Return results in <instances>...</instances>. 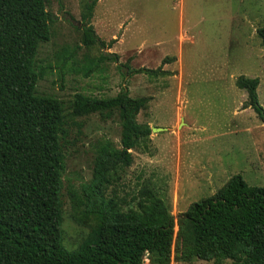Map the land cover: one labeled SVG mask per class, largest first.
<instances>
[{
    "label": "trees",
    "instance_id": "1",
    "mask_svg": "<svg viewBox=\"0 0 264 264\" xmlns=\"http://www.w3.org/2000/svg\"><path fill=\"white\" fill-rule=\"evenodd\" d=\"M95 4L83 5L80 42L107 49L90 24ZM46 7L47 0H0V264H144L145 259L150 264H264V187L249 186L240 175L188 206L176 221V241L174 217L156 189L141 188L131 199L134 207L115 194L114 186L132 164V151H144L150 142L149 125L137 122L149 100L132 98L126 89L105 98L77 92L65 111L57 98L38 94V82L52 72L36 61L55 20ZM256 33L264 47V27ZM75 50L58 57L60 78L69 61L85 78L101 71L103 61H118L116 54H106L79 65ZM143 72L164 73L160 67L127 70ZM258 84L257 78L243 76L235 82L247 93L245 107L264 122ZM90 115L102 121L117 117L119 147L98 141L90 179L67 189L73 219L89 226L78 246L67 249L61 227L64 142L68 121Z\"/></svg>",
    "mask_w": 264,
    "mask_h": 264
},
{
    "label": "rangeland",
    "instance_id": "2",
    "mask_svg": "<svg viewBox=\"0 0 264 264\" xmlns=\"http://www.w3.org/2000/svg\"><path fill=\"white\" fill-rule=\"evenodd\" d=\"M90 1L47 0L46 9L55 20L36 61L52 72L38 82L37 93L57 98L65 111L77 92L105 98L126 89L132 98H148L137 122L149 125L150 142L146 150L132 151V164L114 191L134 207L131 199L141 188L156 189L174 217L176 241V221L188 206L213 195L233 175L249 186L264 187V122L245 107L247 93L235 85L240 76L257 78L264 110V47L256 33L264 27V0H96L90 24L107 49L81 45V11ZM120 23L124 27L117 29ZM122 30L116 64L103 61L101 71L85 78L69 61L60 78L59 56L76 49L75 59L83 65L87 59L115 54V41L109 42L113 35L119 39ZM166 58L171 60L163 64ZM159 67L164 73L158 76L127 74ZM67 128L61 227L63 245L72 249L89 226L73 219L67 189L90 179L98 141L119 147L120 127L117 117L102 121L90 115L69 120ZM144 264L150 263L145 259Z\"/></svg>",
    "mask_w": 264,
    "mask_h": 264
},
{
    "label": "crops",
    "instance_id": "3",
    "mask_svg": "<svg viewBox=\"0 0 264 264\" xmlns=\"http://www.w3.org/2000/svg\"><path fill=\"white\" fill-rule=\"evenodd\" d=\"M103 0H99V4H101ZM123 23H120L117 26V29H122V27H124V25H122ZM111 38L115 41V43L113 44V49L115 51V54H118L117 48L118 46H121L124 42V34H123V30L121 31V35L119 36V39L116 37V35L111 36ZM144 43V42H143Z\"/></svg>",
    "mask_w": 264,
    "mask_h": 264
},
{
    "label": "water",
    "instance_id": "4",
    "mask_svg": "<svg viewBox=\"0 0 264 264\" xmlns=\"http://www.w3.org/2000/svg\"><path fill=\"white\" fill-rule=\"evenodd\" d=\"M161 129L153 128L152 131H160Z\"/></svg>",
    "mask_w": 264,
    "mask_h": 264
}]
</instances>
